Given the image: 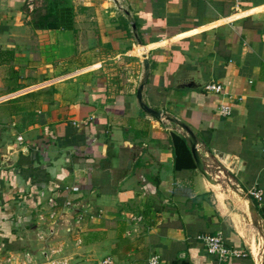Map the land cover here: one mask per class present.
Listing matches in <instances>:
<instances>
[{"label":"crops","instance_id":"obj_1","mask_svg":"<svg viewBox=\"0 0 264 264\" xmlns=\"http://www.w3.org/2000/svg\"><path fill=\"white\" fill-rule=\"evenodd\" d=\"M34 1L0 0V73L18 80L39 64L42 78L0 97V160L16 156L0 165V264H46L44 253L67 264H257L264 0H71L72 32L35 31ZM142 82L147 106L193 132L212 182L187 134L139 107ZM210 82L223 93L206 91ZM254 186L260 203L247 196ZM50 197L78 206L53 221ZM218 232L247 255L206 253L197 238Z\"/></svg>","mask_w":264,"mask_h":264},{"label":"built area","instance_id":"obj_2","mask_svg":"<svg viewBox=\"0 0 264 264\" xmlns=\"http://www.w3.org/2000/svg\"><path fill=\"white\" fill-rule=\"evenodd\" d=\"M204 89L208 92H214L216 94H222L223 88L221 85L217 83L210 82L204 86ZM231 107L229 105H221L219 107V114L227 117L231 115ZM19 141H22V138H18ZM262 153L264 155V139L262 141ZM216 171L218 173H222L220 169L216 168ZM214 178L218 177L213 175ZM70 191L73 193H78L79 188L78 187H72L70 188ZM247 196L258 203L262 201L263 198V192L260 188L257 186L252 187L247 192ZM48 206L49 211L47 213V218L51 220H56L58 217L63 218L67 217L75 208H77V204L72 199H66L65 202L61 205V207H58V204L56 202L55 198H48ZM39 218L41 220H44V216L40 215ZM83 219L82 214L80 212L77 214L75 223L79 224ZM40 239H43V236H39ZM198 241L203 245L206 253H208L210 256L215 257L219 262L221 263H228L232 261L233 259H237L240 257H244L247 255L248 252L234 247H228L224 243L223 235L218 232L214 235H202L197 238ZM44 256L46 257L47 261L46 264H67L66 260H57L52 258L51 256H48L47 253H44ZM29 260V256L27 255ZM11 260H9V263L11 264ZM18 264H26L23 262H20ZM99 264H114L113 260L111 258H106L102 260ZM148 264H159V258L158 256H153L149 259Z\"/></svg>","mask_w":264,"mask_h":264},{"label":"trees","instance_id":"obj_3","mask_svg":"<svg viewBox=\"0 0 264 264\" xmlns=\"http://www.w3.org/2000/svg\"><path fill=\"white\" fill-rule=\"evenodd\" d=\"M27 13L35 31H74V8L71 0H41L40 6Z\"/></svg>","mask_w":264,"mask_h":264},{"label":"rangeland","instance_id":"obj_4","mask_svg":"<svg viewBox=\"0 0 264 264\" xmlns=\"http://www.w3.org/2000/svg\"><path fill=\"white\" fill-rule=\"evenodd\" d=\"M40 2L41 0H39L38 2H35V1L32 2V8L30 10H33L34 8L39 7ZM42 61H44V63H52L50 60H41V63H43ZM30 63L33 64L35 62L31 61ZM38 66L39 64L35 65V67H32L30 69L28 68L29 70L28 72H26V74H24L23 72L22 75H19L17 77L19 82L18 80H15L14 78L13 80H11L9 79V77H4L5 76L4 72H1L0 73V97L8 95L11 91L10 87L12 86L14 90L17 89L13 93L18 94L19 96L22 92L27 91V89L31 90V89L36 88L38 85H40L42 78H40L41 76L37 74ZM251 227H252V232L249 238H250V241L254 239L257 249H259L258 252L260 255V259H261L260 263H262V261L264 260V233L261 229V226L255 221L251 224Z\"/></svg>","mask_w":264,"mask_h":264},{"label":"water","instance_id":"obj_5","mask_svg":"<svg viewBox=\"0 0 264 264\" xmlns=\"http://www.w3.org/2000/svg\"><path fill=\"white\" fill-rule=\"evenodd\" d=\"M142 55H143V53H142ZM144 57L145 56H143V58ZM142 63H143L144 70L147 71L148 70V62L144 59ZM144 85H145V82H142L139 85V87H138V89L136 91V99H137L138 105L150 117H152L155 120L161 122L162 118H164L163 113L161 111H159V110H154V109L150 108L149 106H147L143 102L142 91H143ZM164 119H166L168 122H174L175 124H177L187 134L188 143H189V146H190V149H191V153H192V156H193V159H194V162H195V164L197 166L198 171L207 180L212 182L210 176L205 171L203 161H202L200 155L197 152V140H196V137L193 134V132L186 125H184V124H182V123H180V122H178V121H176V120H174L172 118H164ZM15 159H16V156L2 158L0 160V165L9 167V166H11L14 163ZM129 168H130V165H129ZM249 208H250V211H253V212L255 211L254 207L252 206V204L250 205Z\"/></svg>","mask_w":264,"mask_h":264},{"label":"bare ground","instance_id":"obj_6","mask_svg":"<svg viewBox=\"0 0 264 264\" xmlns=\"http://www.w3.org/2000/svg\"><path fill=\"white\" fill-rule=\"evenodd\" d=\"M139 50H140V53L142 54L143 49H142V48H139ZM261 226H262V225H261ZM249 239H250V238H249ZM250 243H251L252 251H253V253H254V255H255V258H256L257 263H259V264H264V260L262 261V263H260V262H261V259H260V255H259V252H258L259 249H257V246H256L255 243H254V239H252V240L250 241Z\"/></svg>","mask_w":264,"mask_h":264}]
</instances>
